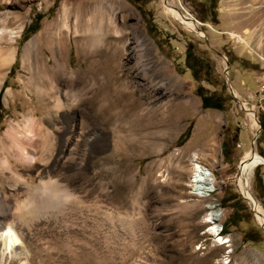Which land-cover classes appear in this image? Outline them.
I'll return each mask as SVG.
<instances>
[{
	"label": "rangeland",
	"instance_id": "374dc122",
	"mask_svg": "<svg viewBox=\"0 0 264 264\" xmlns=\"http://www.w3.org/2000/svg\"><path fill=\"white\" fill-rule=\"evenodd\" d=\"M168 1L191 16L203 35L164 12L161 0H0V15L7 17L3 27L16 35L13 60L0 78V143H41L45 136L53 150L31 174L38 171L43 180L48 174L65 183L74 198L65 214L41 210L31 232L21 238L26 257L0 264H264V228L234 180L244 151L254 148L264 158V93L258 85L264 74V0H217L213 14L208 0ZM36 16L35 30L26 32ZM64 20L67 28L61 25ZM76 20L77 35L90 23L102 22L99 30L106 39L88 47L89 58L79 53L74 40ZM96 29L91 26L88 32ZM115 29L125 38L113 61ZM137 34L148 47L147 72L136 51ZM32 36L36 46L27 61L22 48ZM62 36L65 71L58 80L45 76L49 98L40 102L31 75L36 79L42 63H52L55 42ZM189 44L209 66L198 80L185 65ZM89 61L101 72L97 80L83 74ZM112 65L116 78H104ZM107 80L126 83L125 90L133 91L150 114L116 120V131L98 123L90 102L94 89ZM162 83V93L154 90ZM199 89L225 97L223 109L202 107ZM56 96L72 100L67 115L65 107L52 105ZM240 100L253 106L255 137ZM67 116L74 118L71 125ZM27 117L32 123L24 130ZM68 127L71 132L65 133ZM5 130L20 141L5 138ZM91 131L101 139L88 135ZM26 147L18 149L23 163L25 150H33ZM11 159L26 179L27 167L18 168ZM194 163L213 175L215 189L207 197L191 186ZM248 190L264 209V163L252 169ZM0 192L11 201L28 197L4 180L1 168ZM209 204L219 212L218 223L226 225L222 236L229 241L224 244L209 231Z\"/></svg>",
	"mask_w": 264,
	"mask_h": 264
},
{
	"label": "bare ground",
	"instance_id": "6f19581e",
	"mask_svg": "<svg viewBox=\"0 0 264 264\" xmlns=\"http://www.w3.org/2000/svg\"><path fill=\"white\" fill-rule=\"evenodd\" d=\"M161 5L164 12L177 19L180 23L183 24L186 29L203 35V32L197 31L196 27L198 26V23L194 21L191 16L180 13L169 3L168 0H161ZM6 18V15H0V78L7 65H9V63L13 60L14 46L12 44L16 41L15 33L3 27ZM101 23V20H98L97 24H89L87 22V25L89 24V26L86 27L84 33L77 35L79 24L77 20L75 21L73 29L76 37L74 38V40L78 43L79 53L85 58H89L92 54V50L88 48L89 46H92L95 43L104 41L106 39L105 34L102 33L101 30H99L102 26ZM61 25L62 27L67 28L65 20L62 21ZM96 25L98 27V29H96L97 31H91L92 33H89L88 30L91 28V26L96 27ZM114 34L116 36L117 48L115 49V53L112 55L114 56L112 58L113 61L116 59V56L120 51V47L123 46V39L125 38V34L120 30L115 29ZM135 36L137 38L136 40L138 47L136 51L142 61L141 68L143 69L142 71L147 72L148 67H150L151 64L149 61H147L150 56L145 37L138 34ZM45 38L52 40L51 35L49 34H46ZM36 40L37 38L35 36H32L23 45L22 56L27 61L31 56V52L35 49ZM55 43L56 48L52 51V63H42V65L40 66L41 71H37V73L39 72L41 73V75L39 74L40 76L36 79H34L33 74L31 75L40 102L46 100V98H49L44 88V84L46 82L45 76L47 75L51 79L58 80L65 71V67L63 64L65 38L62 36L57 39ZM100 73L101 72L98 70L97 66L93 64L92 61L86 63L83 73L84 76L86 75L88 78L94 81L97 80ZM113 74V65L107 71L103 72L104 78L107 79H115L116 76H114ZM107 82L108 80L104 84V87H97L94 89L93 97L91 98L90 102V109L96 115L98 123L103 124L106 129L113 130L115 125L114 122L116 120H119L120 118H124L126 116L130 117L132 115L138 114L139 112L146 115L150 114L151 109L146 107L144 109L143 103L134 97L133 91L125 90V87L127 86L126 83ZM121 85L123 86V88L121 87ZM162 86L163 83L157 85L154 90H156L157 92H161ZM232 92L235 94V96H237V92L233 88ZM71 102L72 100L69 98V96L67 98L65 97V101H62L59 96H56L53 100L52 105L57 108L65 107L67 115V110L72 105ZM240 105L248 115L250 128L252 130L253 136L255 137L258 132V122L256 117L254 116L253 106L242 100H240ZM68 118V122L71 125L72 122H74V118L73 116H70ZM31 123L32 118H25L23 122V129L28 130V127L31 125ZM69 127L65 133L69 131ZM96 133V131H91L88 132V135H92L91 137H93L95 140L101 139V136L97 135ZM3 136L11 141L13 139L19 142L21 139H17L16 137H14L9 130H5ZM27 136L25 135L24 137ZM67 139L68 138L65 137V140ZM41 141V143H38V141L35 140L32 143H0V151L4 153L3 158L0 159L1 176L4 178V180L10 181V185L15 189V191H24L28 194V197L25 200L17 202L14 200H6L4 192H0V262L3 263H5V261L10 258H17L20 260L26 257V250L20 246L21 238L26 233L28 234L31 232V228L36 224L34 223V218L39 214L41 210L51 208L52 210H55V212L65 214L70 210V208H72V204L70 203V201L74 202V198L72 199L73 196L65 183H58L56 180L51 179L48 174H45V179L43 180L41 173H38V171H36V175L34 176L31 174L37 169L38 164H42L43 162H45V157L48 156L49 153H51V151L53 150V143L46 142L45 136L43 137V139H41ZM26 145H29L31 148H33V150L29 149V152L28 149L25 150L26 157L24 160L25 163H23V160L18 157L20 153V150L18 151V149L23 150V148H27ZM194 156L197 157V155L195 154ZM11 157H14L13 160L18 168L27 167L26 169L29 170L28 175L31 174L33 178H30L31 176L27 175L26 179H22L20 177V174L16 172L17 168L11 166ZM261 163H264V158L260 154H258L254 150V148L247 149L246 151H244L237 163V172L234 175V180L237 191L247 200L249 207L253 211L258 223L264 228V209L262 208L260 203L256 201L253 196H251L248 190V178L251 174V171L255 166ZM7 171H9L10 173H7ZM191 176V178H193L190 181L191 186L198 190V192L196 191L198 196L207 197L214 192L215 187L213 184V175L211 171L207 170L204 166L197 163L192 164ZM213 206L211 204L208 205L209 212L207 214V221L211 225L209 227V231L211 232V234L218 237L217 240H219V244H224L225 242H228L229 239L222 236L223 227L222 224L218 223L219 212L217 210H213ZM109 214L110 213H108V215ZM92 254L94 255V252ZM47 259L50 260V256H47ZM83 260L85 259L83 258ZM95 263L99 262L92 261L88 262L87 264ZM50 264H54V262H50Z\"/></svg>",
	"mask_w": 264,
	"mask_h": 264
},
{
	"label": "trees",
	"instance_id": "16d2710c",
	"mask_svg": "<svg viewBox=\"0 0 264 264\" xmlns=\"http://www.w3.org/2000/svg\"><path fill=\"white\" fill-rule=\"evenodd\" d=\"M210 2V4L207 7V10L209 13H214V5L215 2L217 0H208ZM40 19L39 16L35 17V20L33 21L34 23H32L31 25H28V27L26 28V32H29V30L34 31L35 30V23H37V21ZM26 35H24L22 37V39H25ZM229 61V60H228ZM185 65L186 67L191 71L192 76L195 79H199V74L200 72L204 71V74H208V70H209V66L207 63H204L202 58L197 55V53H195L194 49L192 48L191 44H189L186 47L185 50ZM4 88V83L0 89V96H1V92ZM201 88V87H200ZM200 91H198V95L201 98V105L204 108H214V109H218V110H222L224 107V102L226 100L225 97H221L220 95H216V93L214 92H210V93H205L203 91H201V89H199ZM228 99H232V97L230 95H227ZM0 108H1V104H0ZM260 125L261 128L264 129V123L262 122V120H260ZM181 137V135H180ZM179 137V138H180ZM224 155L226 154V152L223 153ZM223 230H225L226 225H223Z\"/></svg>",
	"mask_w": 264,
	"mask_h": 264
},
{
	"label": "water",
	"instance_id": "95a60500",
	"mask_svg": "<svg viewBox=\"0 0 264 264\" xmlns=\"http://www.w3.org/2000/svg\"><path fill=\"white\" fill-rule=\"evenodd\" d=\"M193 20H194V19H193ZM196 28H197V31H201L199 26H197ZM227 67H228V62L225 61L224 74H227ZM226 84H227V86H228L229 91L233 94V97L235 98L236 96H235L234 93L232 92V86L230 85V83H229L227 77H226ZM238 101H239V100H238Z\"/></svg>",
	"mask_w": 264,
	"mask_h": 264
},
{
	"label": "built area",
	"instance_id": "2783aa9c",
	"mask_svg": "<svg viewBox=\"0 0 264 264\" xmlns=\"http://www.w3.org/2000/svg\"><path fill=\"white\" fill-rule=\"evenodd\" d=\"M259 89L262 93H264V74L258 81Z\"/></svg>",
	"mask_w": 264,
	"mask_h": 264
}]
</instances>
